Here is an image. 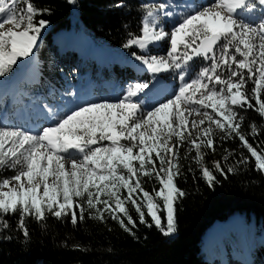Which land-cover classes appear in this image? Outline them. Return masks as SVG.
Listing matches in <instances>:
<instances>
[{
	"label": "snow or ice",
	"instance_id": "obj_1",
	"mask_svg": "<svg viewBox=\"0 0 264 264\" xmlns=\"http://www.w3.org/2000/svg\"><path fill=\"white\" fill-rule=\"evenodd\" d=\"M142 7L140 34H130L124 47H137L142 54L133 56L153 75L175 74L178 89L144 110L135 98L149 84L134 83L119 100L85 103L36 132L0 127V170L15 173L0 178V228L8 227L5 216L18 214V231L28 240L26 217L38 222L49 216L70 218L76 225L87 212L100 221L107 214L132 233L137 222L130 204L140 224L171 236L177 230V200L186 195L176 183L182 175L180 149L194 150L199 163L205 155L202 148L215 152L217 129L223 133L221 140L238 138L264 175V149L258 152L241 132V111L253 109L264 118V0H214L199 8L177 3ZM46 13L50 9H38L30 0H0V77L33 55L48 24L36 17ZM163 19L175 20L171 29L166 30ZM163 42L168 43L165 55L150 54ZM197 60L201 66L192 71ZM194 115L203 118L189 126ZM250 129L249 135H259L255 123ZM248 162L241 154L238 163ZM213 169H200L209 186L218 182L214 171L227 177L236 170H225L220 161ZM144 177L160 187L146 191Z\"/></svg>",
	"mask_w": 264,
	"mask_h": 264
},
{
	"label": "trees",
	"instance_id": "obj_2",
	"mask_svg": "<svg viewBox=\"0 0 264 264\" xmlns=\"http://www.w3.org/2000/svg\"><path fill=\"white\" fill-rule=\"evenodd\" d=\"M30 2L38 9H50V14L36 17L37 20L48 21L41 31L42 40L36 49L41 66L35 83L21 82L19 96L13 100L15 106L6 107L8 114L10 110L14 112L16 106L24 108L25 101L33 99L37 92L50 98L52 91H60L64 81L70 83L75 76L80 83L90 75H95L93 78L100 82L112 80L119 85L137 78L140 82L152 83L156 75L146 68L140 70L133 65L134 61H138L133 53H142L135 46L126 48L124 45L130 39V34H140L142 17L145 15L142 6L166 3L167 0H76L75 4L68 0ZM117 4L122 7H116ZM167 29L171 27L167 25ZM69 30L89 38L98 48H107L121 55L122 59L109 60L99 67L95 55L80 57L76 50L71 49L68 37L55 42V33ZM167 45V42L161 43L159 50L166 52ZM150 53H155V50L152 48ZM24 60L18 61L11 73L0 78H13L22 69ZM78 60L81 62L79 66L74 64ZM198 65H201L199 60L193 64L192 71ZM247 87L250 90L252 84L249 83ZM149 91L153 92L152 89ZM241 115L244 116L241 130H245L249 143L260 152L264 149V118L253 109L241 111ZM253 123L259 132L255 138L249 135ZM240 145L241 142L235 137L222 140L221 150L212 152L208 149L210 155L205 152L203 162L199 163L193 159L196 155L194 150L180 152L182 175L176 178V183L186 195L177 200V230L171 236L162 235L154 225L148 227L140 224L138 214L130 204L127 205L130 215L137 222V227L132 228L134 234L125 231L118 221L107 214L105 220L100 221L86 212L85 219L76 225L70 222V218L49 216L46 222H38L26 217L25 225L30 239L25 240L17 228L18 214L8 215L4 217L8 227L0 228V264H211L201 254L206 232L216 221L223 222L237 215L244 219V232L243 235L236 233V240L230 245L251 253L256 264H260L264 261V241L261 239L264 232V175L256 170L255 158ZM241 154L248 158V163H238ZM226 155L227 160L224 159ZM216 161H220L225 170L230 166L236 170L228 173L227 177L214 171L218 182L209 186L201 175V165L213 169ZM12 175L7 169L0 170V178ZM142 186L150 193L153 187H160L154 179L146 177L142 178ZM122 195L126 196V191ZM146 219L149 224L152 223L147 215ZM250 226L253 232L248 234L246 229ZM224 259L222 256L220 261L224 262ZM226 261L229 264L230 260Z\"/></svg>",
	"mask_w": 264,
	"mask_h": 264
},
{
	"label": "rangeland",
	"instance_id": "obj_3",
	"mask_svg": "<svg viewBox=\"0 0 264 264\" xmlns=\"http://www.w3.org/2000/svg\"><path fill=\"white\" fill-rule=\"evenodd\" d=\"M212 2H214V0H184V2L167 0L166 3H177L181 7L189 6V7L199 8L201 6H206ZM20 7H24V4H21ZM254 15L258 19L260 14L255 13ZM162 23L166 28V30H168L167 25L172 27L173 24L175 23V20L163 19ZM73 34L74 31L72 32L63 31L57 33L56 35L54 34L53 38L57 43L60 41L62 37H68V46L71 49L76 50L78 55L80 57L83 55L84 58L88 57L90 54H94L98 59L99 67H103L105 63L109 60H114L117 58L122 59L121 55L120 56L115 55L114 52H111L107 48H96L88 38L76 34H75L76 37H74ZM39 40H41V35ZM38 41H37V45H38ZM159 46L160 44L155 46L153 48V50H155V53H150V54L165 55L166 52H161L159 50ZM74 64L79 66L81 65V62L80 60H78L74 62ZM133 65L136 68H139L140 70L146 68V66L142 65L140 61H136V62L134 61ZM40 66H41V61L38 59V56L36 55V48H34L33 55L24 60V64L21 71L13 79L5 80L0 78V87H3L4 89L6 88L4 92H0V127L21 128L25 131L36 132L42 127H47L50 126L52 123H54L55 122L54 118H59L65 115L66 113L72 111L73 109L79 107L80 105H83L85 103H94L105 100L112 102L117 101L126 93V89L129 87V85L134 83H144V82H140L139 78H137L134 81L124 83L123 85H119V86L117 84L111 85L108 83H100L98 80H96V78L92 80V76L90 75L86 78L84 83L80 84L78 81L79 78L78 77L76 78L75 76L73 78V81L70 83H68L65 80L60 91L58 92L52 91L50 98H45L44 96H40L37 92L36 94H34V98L40 96V100H38L40 103H34L32 101L28 103L26 102L23 111H21L20 108H16L14 112H11L10 110V113L8 114V112L5 111L4 109L10 105L15 106V104L13 103V98L16 99L15 94L19 93L21 82L25 81V82L35 83L34 77L38 75ZM199 66L201 65L195 67L193 71H195L196 68H198ZM155 75L156 76L153 78L152 83L149 85V87L145 89L144 92L140 93L138 97L135 98L143 104L144 110H150L152 107L158 105L160 102H163L168 98H171L175 93V91L178 89L180 83L178 77L173 73H159ZM94 76L95 75H93V77ZM9 87L10 90L8 89ZM38 88L41 87L38 86ZM149 89H152L153 92H150ZM3 111L5 112L6 115L5 119H2ZM207 111L211 113V109H208ZM202 118H203L202 116H195V115L189 117V126H191V121L193 119L199 121ZM46 119L48 122L46 121ZM50 119L52 120L51 122H49ZM45 121L48 124H46ZM241 132L245 134V130L243 131L241 130ZM221 135H223V133H221L217 129L214 135V145L218 146V148L216 149L218 151L221 150L219 147L222 146V140L219 138ZM173 141L175 142V138H173ZM185 149L187 151V147L181 148L180 152ZM201 151L203 153L206 152L208 155H210V151H208V149L202 148ZM226 151H229V148H226ZM9 171L13 175L15 174L13 171L11 170ZM239 223L241 224V220L239 221ZM246 232L248 234L252 233L253 227L252 226L248 227L246 229ZM229 234L232 243L233 241L235 242L236 240L235 237L237 235L234 236V234H231V232ZM261 239L264 241V232L261 234ZM212 246H214L215 249L212 248ZM224 247H227L229 253L227 252V250H224ZM222 249H220L222 250V252H220L218 247H216L215 245H210V247H208L207 250L203 243L201 254L204 259L206 260L209 259V262H211V264L212 263L227 264L226 259H229L231 257L236 258V256L234 255L235 250L233 248L231 249V247L225 246L224 244L222 245ZM222 256L223 258H225L224 262L220 261V258ZM259 263L264 264V261ZM252 264H256V263L253 262Z\"/></svg>",
	"mask_w": 264,
	"mask_h": 264
},
{
	"label": "bare ground",
	"instance_id": "obj_4",
	"mask_svg": "<svg viewBox=\"0 0 264 264\" xmlns=\"http://www.w3.org/2000/svg\"><path fill=\"white\" fill-rule=\"evenodd\" d=\"M60 32H63V31H60ZM66 32H70V31H66ZM8 89L10 90V87ZM5 90H6V88L4 89L3 87H0V92H4ZM46 121H47V119H46ZM51 121L52 120L50 119L49 122H51ZM47 122H46V124H48ZM240 220H241V224L239 223ZM243 220H244L243 217H241L240 215H237V216H233V217H231V218H229L223 222L217 221L206 232V236H205V240H204L205 248L208 250V247H210V245H215L216 247H218V249H222V245L225 244V246L231 247V249H232V244L230 245V242H232V241L230 239L229 233L230 232L232 233V231H238V230L241 232H244V229L242 231V228L244 225ZM240 227H241V230H240Z\"/></svg>",
	"mask_w": 264,
	"mask_h": 264
}]
</instances>
